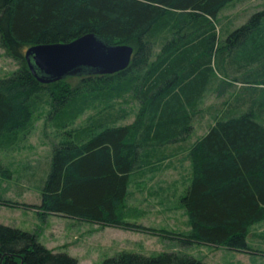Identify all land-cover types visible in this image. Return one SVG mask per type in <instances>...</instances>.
I'll return each mask as SVG.
<instances>
[{
    "label": "trees",
    "instance_id": "obj_1",
    "mask_svg": "<svg viewBox=\"0 0 264 264\" xmlns=\"http://www.w3.org/2000/svg\"><path fill=\"white\" fill-rule=\"evenodd\" d=\"M233 1L237 0H0V44L19 63L9 77H0V139L30 129L46 96L52 110L49 118L62 129L92 103H105L98 118L70 129L69 138L53 145L40 204L1 196L0 204L33 208L43 218L54 214L158 235L184 246L264 255V250L248 242L250 229L264 221V97L254 99L252 94L248 110L238 111L247 102L238 87L264 91V65L245 81L228 70L235 62L245 68L263 56L257 39L264 12L252 16L223 44L215 21ZM254 32L257 37L251 36ZM87 33H96L110 44L131 45L129 67L114 74L85 73L51 83L33 75L25 49L72 41ZM158 39L162 49L155 55ZM242 47L245 56L238 53ZM69 78L81 82L74 86ZM218 79L229 95L223 112L193 145L189 185L179 198L191 229L178 232L132 220L129 186L141 163L140 145L153 146L156 139L165 141L172 135L185 137L198 102ZM126 92L142 108L135 122L117 125L116 100ZM157 158L153 162L164 161ZM0 264L80 263L46 247L37 232L0 223ZM101 264L208 263L175 251L153 255L125 251Z\"/></svg>",
    "mask_w": 264,
    "mask_h": 264
},
{
    "label": "rangeland",
    "instance_id": "obj_2",
    "mask_svg": "<svg viewBox=\"0 0 264 264\" xmlns=\"http://www.w3.org/2000/svg\"><path fill=\"white\" fill-rule=\"evenodd\" d=\"M261 12H264V0H237L223 8L215 21L218 36L223 44L230 34ZM261 26V34L257 39L259 43L257 40L256 42L261 45L260 52L263 56L251 61L245 68L244 63H233L231 68H234L228 70L237 80L254 78L255 73H260V69H263L264 39L260 37L264 36V21ZM251 36L255 37L256 32ZM161 49L162 42L158 39L155 55ZM244 52L245 47L238 50L241 56H245ZM225 62L230 64L229 61ZM18 68V61L10 57L0 44V77H9ZM68 81L74 86L81 82L78 78H69ZM220 82L218 79L216 85L198 102L199 105L194 111L196 115L191 116V129L185 137L172 135L165 137L168 138L165 141L156 139L152 142L153 146H149L150 142L140 145L137 159L141 163L132 173L129 186V218L132 220H141L140 223L152 227L188 232V216L180 207L179 198L189 183L193 145L223 112V102L228 98L229 94ZM236 83L238 84L237 81ZM238 88H241L239 96L242 95L247 100L246 104L239 106V113L248 110L253 95L256 96L254 99L264 97L263 90L254 93L246 91L243 86ZM48 98L50 97L46 96L40 101V108L34 115L30 129L26 128L17 135L0 139V196L3 198L27 204H40L41 189L50 170L53 145L69 138L67 132L70 129L82 128L94 118H98L100 107L105 106L102 101L92 103L91 108L84 110L77 117H72L69 125L62 129L49 118L52 110L48 101L46 102ZM116 101L114 116H119L120 119L115 124L129 125L135 122L142 108L141 102L130 92L124 93ZM139 134L143 135V129L138 131ZM160 156L163 162H153ZM0 223L37 232L39 240L46 247L55 252L67 253L80 264H101L105 259L116 257L125 251L144 255L175 251L194 256L208 264H264V255L199 244L184 246L177 240L162 236L101 226L54 214L43 218L37 210L25 206L0 204ZM248 242L252 247L264 250V221L258 222L250 229Z\"/></svg>",
    "mask_w": 264,
    "mask_h": 264
},
{
    "label": "water",
    "instance_id": "obj_3",
    "mask_svg": "<svg viewBox=\"0 0 264 264\" xmlns=\"http://www.w3.org/2000/svg\"><path fill=\"white\" fill-rule=\"evenodd\" d=\"M133 54L131 45L110 44L96 33L68 42L37 44L25 51L30 70L42 83L85 73L114 74L129 67Z\"/></svg>",
    "mask_w": 264,
    "mask_h": 264
},
{
    "label": "crops",
    "instance_id": "obj_4",
    "mask_svg": "<svg viewBox=\"0 0 264 264\" xmlns=\"http://www.w3.org/2000/svg\"><path fill=\"white\" fill-rule=\"evenodd\" d=\"M206 132V131H205ZM205 134V133H204ZM204 134H202L201 136H203ZM188 185H189V183H188ZM187 185V186H188ZM186 190V189H185ZM141 221V220H140ZM140 221H137V222H139L140 223ZM142 222V221H141ZM146 225V224H145ZM147 226H150V225H147ZM116 228V227H115ZM157 228H163V227H157ZM169 229V228H168ZM191 228H190V225H189V230H190ZM170 230H172V229H170ZM174 230V229H173ZM188 230V231H189ZM158 236V235H157ZM260 250H263V249H260ZM169 252H173V251H169Z\"/></svg>",
    "mask_w": 264,
    "mask_h": 264
},
{
    "label": "flooded vegetation",
    "instance_id": "obj_5",
    "mask_svg": "<svg viewBox=\"0 0 264 264\" xmlns=\"http://www.w3.org/2000/svg\"><path fill=\"white\" fill-rule=\"evenodd\" d=\"M29 204V203H28ZM39 235V234H38ZM41 242V241H40ZM111 258V257H110Z\"/></svg>",
    "mask_w": 264,
    "mask_h": 264
}]
</instances>
